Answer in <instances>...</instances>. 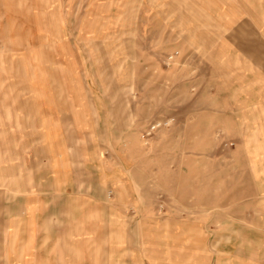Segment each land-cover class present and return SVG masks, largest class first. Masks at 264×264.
Listing matches in <instances>:
<instances>
[{
	"label": "rangeland",
	"instance_id": "374dc122",
	"mask_svg": "<svg viewBox=\"0 0 264 264\" xmlns=\"http://www.w3.org/2000/svg\"><path fill=\"white\" fill-rule=\"evenodd\" d=\"M0 264H264V0H0Z\"/></svg>",
	"mask_w": 264,
	"mask_h": 264
},
{
	"label": "crops",
	"instance_id": "0c3cea01",
	"mask_svg": "<svg viewBox=\"0 0 264 264\" xmlns=\"http://www.w3.org/2000/svg\"><path fill=\"white\" fill-rule=\"evenodd\" d=\"M41 109H42V111H43V113H44V111H45V113H47V114H52L53 112H52V109H49V108H44V107H41ZM53 131L54 130H56V128H53L52 129ZM47 137V136H46ZM53 138H55V137H53ZM56 143V142H55ZM56 145L57 144H54V146H52V152L54 153V152H57V148H55L56 147Z\"/></svg>",
	"mask_w": 264,
	"mask_h": 264
}]
</instances>
